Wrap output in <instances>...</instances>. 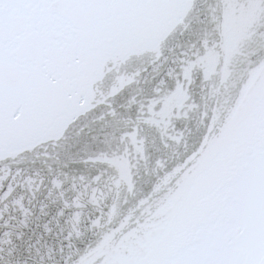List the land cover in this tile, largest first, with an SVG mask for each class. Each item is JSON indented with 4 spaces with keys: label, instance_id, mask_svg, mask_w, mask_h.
Returning <instances> with one entry per match:
<instances>
[{
    "label": "snow or ice",
    "instance_id": "1",
    "mask_svg": "<svg viewBox=\"0 0 264 264\" xmlns=\"http://www.w3.org/2000/svg\"><path fill=\"white\" fill-rule=\"evenodd\" d=\"M0 264H264V0H0Z\"/></svg>",
    "mask_w": 264,
    "mask_h": 264
}]
</instances>
